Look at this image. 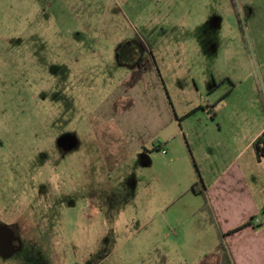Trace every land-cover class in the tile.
<instances>
[{
  "label": "rangeland",
  "instance_id": "374dc122",
  "mask_svg": "<svg viewBox=\"0 0 264 264\" xmlns=\"http://www.w3.org/2000/svg\"><path fill=\"white\" fill-rule=\"evenodd\" d=\"M262 121L264 0H0V223L21 238L0 264L198 263L214 231L192 189L171 199L194 152L250 160L264 204V131L233 138Z\"/></svg>",
  "mask_w": 264,
  "mask_h": 264
},
{
  "label": "crops",
  "instance_id": "0c3cea01",
  "mask_svg": "<svg viewBox=\"0 0 264 264\" xmlns=\"http://www.w3.org/2000/svg\"><path fill=\"white\" fill-rule=\"evenodd\" d=\"M204 112L208 113V109ZM212 121L215 122V118H212ZM212 121L211 123H214ZM253 121L251 123L254 124L256 120ZM178 122L179 119H177ZM263 123L264 121L260 122V126L248 133L244 140L240 132L235 133L234 144L240 148L238 156L255 146L264 131ZM157 124L159 129L168 128L173 125V120L169 115H166L164 119L160 118ZM241 124L238 122L237 126L242 127ZM245 127V130L249 131L253 126L247 124ZM218 130L222 135L223 130L220 125ZM221 142L215 144L218 147H224L225 142ZM169 143L170 139L159 141L162 147L158 150L165 148L166 156H170L171 161H174ZM212 145L213 143L209 139L207 142L209 150L213 149ZM193 159L195 163L194 160L192 162L196 169L193 173L198 176V179L195 176L193 179L189 177L190 187L183 189L181 193H175L171 202L172 204L177 203L188 192H191L193 185L200 183L199 190L204 193V196L193 193L196 204L186 205L188 206L186 210L189 212V216L194 218V225L198 231L211 233L209 229H213L214 232L209 238L210 247L199 253L200 260L195 264H264V221L254 222L251 220L256 218L259 210L258 205L264 206L259 203L257 191L249 182L250 176L247 170L253 163L248 160L246 165L240 166L239 163L231 162L232 164L226 167V157L224 159V156L216 157L209 153L199 157L193 152ZM206 204L210 206L209 213L203 212ZM245 224L249 225L242 228Z\"/></svg>",
  "mask_w": 264,
  "mask_h": 264
},
{
  "label": "flooded vegetation",
  "instance_id": "af4514ba",
  "mask_svg": "<svg viewBox=\"0 0 264 264\" xmlns=\"http://www.w3.org/2000/svg\"><path fill=\"white\" fill-rule=\"evenodd\" d=\"M142 59L138 64V69ZM20 242L21 238L19 237L18 226L16 224L0 223V257H10L15 254L20 248Z\"/></svg>",
  "mask_w": 264,
  "mask_h": 264
},
{
  "label": "trees",
  "instance_id": "16d2710c",
  "mask_svg": "<svg viewBox=\"0 0 264 264\" xmlns=\"http://www.w3.org/2000/svg\"><path fill=\"white\" fill-rule=\"evenodd\" d=\"M151 69H152V65H151L150 61L148 60V58L147 57L143 58L140 65H139V72L141 74H145V73L149 72ZM158 147L160 148V147H162V145L157 143V149H158ZM199 186H200V183H196L195 185H193L192 192L196 195L204 196V193L201 190H199ZM209 211H210V206L208 204H206L203 208V212L209 213ZM248 225L249 224H245L242 228H245Z\"/></svg>",
  "mask_w": 264,
  "mask_h": 264
},
{
  "label": "built area",
  "instance_id": "2783aa9c",
  "mask_svg": "<svg viewBox=\"0 0 264 264\" xmlns=\"http://www.w3.org/2000/svg\"><path fill=\"white\" fill-rule=\"evenodd\" d=\"M161 151H162V153H163L164 155H166V154H167V151H166V149H165V148H162V149H161Z\"/></svg>",
  "mask_w": 264,
  "mask_h": 264
}]
</instances>
